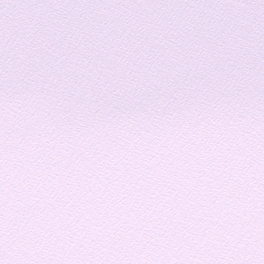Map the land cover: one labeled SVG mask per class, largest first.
<instances>
[{
    "label": "snow or ice",
    "instance_id": "6c2138e0",
    "mask_svg": "<svg viewBox=\"0 0 264 264\" xmlns=\"http://www.w3.org/2000/svg\"><path fill=\"white\" fill-rule=\"evenodd\" d=\"M0 264H264V0H0Z\"/></svg>",
    "mask_w": 264,
    "mask_h": 264
}]
</instances>
